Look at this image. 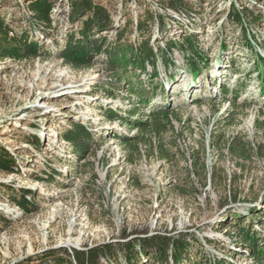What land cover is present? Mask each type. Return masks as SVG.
<instances>
[{"label":"rangeland","instance_id":"374dc122","mask_svg":"<svg viewBox=\"0 0 264 264\" xmlns=\"http://www.w3.org/2000/svg\"><path fill=\"white\" fill-rule=\"evenodd\" d=\"M29 1L0 0L10 35L37 48L0 58V150L14 160L0 169V264H64V250L155 232L188 242L183 264H257L234 228L264 247V0H93L111 17L101 30L104 16L86 24L90 14L71 13L77 0H54L46 26L32 19ZM85 29L105 50L74 68L59 55ZM170 41L181 50L158 51ZM146 42L156 74L151 62L146 73L113 64ZM187 48L206 63L196 77ZM126 81L148 99L130 119L167 107L177 114L173 130L128 145L117 139L135 133L120 120L132 94ZM72 123L88 132L79 153L62 137ZM233 142L245 153L231 152ZM22 196L27 210L13 202ZM171 263L169 255L154 261ZM98 264L125 263L119 254Z\"/></svg>","mask_w":264,"mask_h":264},{"label":"trees","instance_id":"16d2710c","mask_svg":"<svg viewBox=\"0 0 264 264\" xmlns=\"http://www.w3.org/2000/svg\"><path fill=\"white\" fill-rule=\"evenodd\" d=\"M177 2L180 4L179 0H172V2ZM54 0H31L27 4L28 12L32 19L41 25H48L50 23V13ZM173 5V3H171ZM72 14H90L91 17L88 18L86 24H91L95 22H102V17L104 16V9L101 5L96 4L93 0H77L71 3ZM104 23H99L100 30L111 24V17L108 15L104 16ZM141 23L138 21V26ZM86 29L83 30L82 37L80 39H74L73 35H70L67 39L64 47L60 52V58L65 64L74 67H86L89 66L92 59L98 56L105 49L102 43L93 41L89 39L88 33H85ZM177 42H168L167 47L163 49H158L159 52L163 54L168 53L169 56L172 54L174 49L181 50L179 46L176 45ZM189 46V43H187ZM129 52L125 51L120 56H116L113 61L114 65L118 66V63L122 66V69L127 70L128 66L138 70L140 73H146L145 62H151L152 72L156 74L155 57L157 56L155 49L148 43H138L136 46L129 48ZM36 44L28 43L26 40L16 39L14 36L10 35L9 29L3 24L0 19V58L9 57L16 60L26 58L30 55L36 53ZM190 57L186 61L188 71L193 77L200 74L203 67H206L205 61L199 57V54L191 49L186 50ZM167 60H170L169 63ZM164 59V65L173 64V61L169 59ZM262 69H264V60L261 58ZM125 73L124 75H126ZM141 81H139V84ZM131 94L129 97V109L127 110V116L121 118L123 125H128L130 128L135 129V133L131 137H117L122 143L128 145L131 142H141L145 139V135L149 139H158V137L164 133L166 130H173V121L178 120L175 111L168 109L167 107L151 108L147 110L144 116L140 115V118L130 119V117L140 111L139 106H145L148 99L143 96L144 88L139 87L136 89L135 84L132 85L129 81H126ZM224 90L222 91V93ZM134 96V99H131ZM141 112V111H140ZM105 116L112 119L116 116L110 109L105 110ZM143 120H140L141 118ZM130 120H127V119ZM88 132L76 123H72L70 127L62 134L63 139L69 142L77 153L82 150V144L84 139L87 137ZM231 152L245 153V148L242 144L234 145L228 147ZM13 157L5 150H0V169L3 171H8L13 166ZM12 200H15L14 198ZM22 210H27V201L24 197L21 200L13 201ZM235 235L238 237L240 242L246 248L247 255L255 262L260 263L264 258V247L260 248L258 246V241L255 234L249 230H245L244 227H235ZM187 247L188 242L185 241L180 234L172 235L170 233H151L149 235H143L140 237H131L125 241L117 242H107L97 244L91 247H85L83 249H70V254L67 250H64V254L69 257L70 260L65 259L62 262L64 264H98L100 258L111 261L117 258L120 254L125 264H137L140 261V257L145 256L146 259L151 260L152 264L154 261L166 263L167 255L170 256L171 264H183L187 260ZM54 250L45 251V256H50L54 254ZM188 264H198L196 262H190ZM213 264H222L220 261H214Z\"/></svg>","mask_w":264,"mask_h":264}]
</instances>
